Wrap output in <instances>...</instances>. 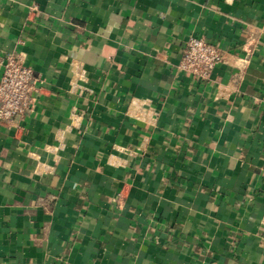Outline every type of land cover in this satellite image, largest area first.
Listing matches in <instances>:
<instances>
[{"label":"crops","instance_id":"1","mask_svg":"<svg viewBox=\"0 0 264 264\" xmlns=\"http://www.w3.org/2000/svg\"><path fill=\"white\" fill-rule=\"evenodd\" d=\"M191 38L226 53L206 81ZM20 52L0 264H264V0H0Z\"/></svg>","mask_w":264,"mask_h":264},{"label":"built area","instance_id":"2","mask_svg":"<svg viewBox=\"0 0 264 264\" xmlns=\"http://www.w3.org/2000/svg\"><path fill=\"white\" fill-rule=\"evenodd\" d=\"M252 44L245 51L252 52ZM226 53L204 39L191 38L183 50L179 70L200 80L210 79L214 69L224 63ZM0 121H14L30 113L35 103L33 69L27 65L24 53L5 55L1 60Z\"/></svg>","mask_w":264,"mask_h":264}]
</instances>
